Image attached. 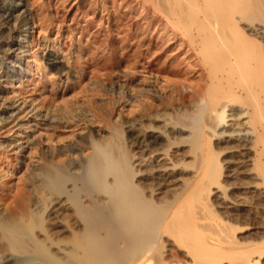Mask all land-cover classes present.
I'll return each instance as SVG.
<instances>
[{"label":"bare ground","instance_id":"6f19581e","mask_svg":"<svg viewBox=\"0 0 264 264\" xmlns=\"http://www.w3.org/2000/svg\"><path fill=\"white\" fill-rule=\"evenodd\" d=\"M53 1L0 0V264H264V0Z\"/></svg>","mask_w":264,"mask_h":264},{"label":"rangeland","instance_id":"374dc122","mask_svg":"<svg viewBox=\"0 0 264 264\" xmlns=\"http://www.w3.org/2000/svg\"><path fill=\"white\" fill-rule=\"evenodd\" d=\"M55 1H53V6L55 7H53V9L54 10H56V15H57V17H56V20H57V23L58 24H62V27H64V31H63V33H64V41H65V36H67V38H68V40L70 41L71 39V35L70 36H68L70 33H69V31L67 30V23L69 24L70 22H72L71 21V19H73L74 17H75V10L73 9V7H72V5L74 4V2H73V0H68V1H66V3H64V5L63 4H59V2H55ZM82 2H84V3H82V9L83 10H87V9H89V1H87V0H83ZM30 6V5H29ZM30 9H31V6L29 7ZM87 8V9H86ZM77 20H73V27L74 28H76L78 31H80L82 28H84L85 26H84V22L83 21H80V19H79V22L77 23L76 22ZM123 23H126V22H123ZM125 25V24H124ZM123 25V26H124ZM79 28V29H78ZM81 28V29H80ZM115 28V27H114ZM54 29V30H53ZM52 29V31L54 32V34L53 35H55V33H56V27H54ZM94 30H96V28H91L89 31H90V44H89V46L87 47V49L85 50V51H83L82 52V55H84V58H86V59H88L89 61H91L92 63H94V62H98L99 60H100V62H102L103 60H101V59H103V58H101L102 56V52H100L101 51V49H98L99 47V43L101 44V41L104 39L103 37H101V38H99V39H97V38H92L91 36H92V34H94L95 32H94ZM66 31V32H65ZM122 35L123 34H121L120 36H118L117 38V42L118 43H116L118 46H130V47H128V49H130V54L132 53V51L134 50V48L132 47V45H131V43L128 41V40H126L125 38H123L122 37ZM97 39V40H96ZM101 39V40H100ZM67 39H66V44L64 45L65 47L64 48H66V49H68L69 48V46H70V43H69V41H68ZM92 40H96L95 42H97V43H95L94 41H92ZM87 41V40H86ZM71 42V41H70ZM93 42V43H92ZM122 42V43H121ZM85 44H86V42H85ZM94 44H96V45H94ZM91 45V46H90ZM98 45V46H97ZM91 47V48H90ZM95 47H98V48H95ZM90 48V49H89ZM112 48H115V47H113L112 46ZM97 49L99 50V51H97ZM116 49V48H115ZM87 50H88V52H87ZM96 50V51H95ZM93 51V52H92ZM97 52V53H96ZM96 56H95V55ZM119 53H117V55H116V57L118 56H120L121 57V55H118ZM91 56V57H90ZM94 56V57H93ZM115 57V58H116ZM98 58V59H97ZM95 61H94V60ZM118 66H120V67H122V65H118ZM157 67H160V66H158V65H156L155 66V68L156 69H158ZM10 68H12V65H9V66H7V70H12V69H10ZM4 70V69H3ZM1 73H2V71H1ZM12 75H13V73L11 72L10 74H9V78H8V76H3V77H0V99L1 98H6V97H17V89H19L18 87H19V82H17L14 78H12ZM130 77V76H129ZM128 76H122V77H119L118 79H115L117 82L119 81V85L120 84H124V85H129L130 84V82H132V78H129ZM98 77H96V79H95V77L93 78V76L92 77H90V82H89V86H93L95 83V85H97L98 83H100V84H98V85H101V84H103V83H105L104 84V86L106 87V89H110L109 90V93H113V94H115L114 92H117L118 90H119V86L118 85H112L111 84V82H103L102 81V79H97ZM95 79V80H94ZM95 81H97V82H95ZM115 81V82H116ZM93 82H95V83H93ZM109 84V85H108ZM111 85V86H110ZM111 88H112V91H111ZM117 90V91H116ZM108 96H106V97H104L105 99L107 98ZM28 100V102L30 101V99L28 98L27 99ZM160 109V108H159ZM158 109V110H159ZM12 155H14L13 153H11V156ZM14 158V157H13ZM188 162H190L191 163V159H188L187 160ZM38 163L36 162L34 165H37ZM5 166H7L6 167V170L8 169V167H10V172H8L9 173V179H10V181H11V186H10V188L8 189V190H5V191H1L0 190V201H1V203H3V202H5L6 203V205L10 202V200L13 198V193H14V191L16 190V187H17V184H19L20 182H21V180H19L18 178H19V174H16V171H14V168H12L11 169V165L9 164V163H6L5 164ZM192 168H190L189 170H191ZM11 172H12V174H11ZM13 172L15 173V174H13ZM187 176L186 175H184V176H182V178H186ZM8 178V177H7ZM172 192V191H171ZM171 192H168L167 194H165V196L167 195L168 197L170 196L169 194L171 193ZM1 196H2V198H1ZM3 200V202H2V200ZM6 200V201H5ZM200 201H202V200H200ZM5 203H3V204H1L0 205V209L2 210V208L4 209L5 208ZM197 205H199V204H197ZM201 205V207L203 206V208L205 207V210L207 211V212H210V214H212V215H214V216H216V217H218L219 216V211H218V207H217V205H215V203L213 202V200L212 199H208V200H206L205 202H204V205L201 203L200 204ZM220 218V217H219ZM3 254V253H2ZM23 264H30V263H23Z\"/></svg>","mask_w":264,"mask_h":264}]
</instances>
